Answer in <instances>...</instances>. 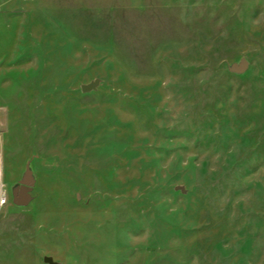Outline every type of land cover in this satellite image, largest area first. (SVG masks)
<instances>
[{"label": "rangeland", "instance_id": "obj_1", "mask_svg": "<svg viewBox=\"0 0 264 264\" xmlns=\"http://www.w3.org/2000/svg\"><path fill=\"white\" fill-rule=\"evenodd\" d=\"M0 264H264V0H0Z\"/></svg>", "mask_w": 264, "mask_h": 264}, {"label": "water", "instance_id": "obj_2", "mask_svg": "<svg viewBox=\"0 0 264 264\" xmlns=\"http://www.w3.org/2000/svg\"><path fill=\"white\" fill-rule=\"evenodd\" d=\"M248 66H249V63L247 62V60L243 59L241 64L235 65L234 68L237 72L242 73V72H245L247 70ZM95 87H96V84H90V85L83 86L82 90L84 92H88V91L93 90ZM18 204L25 205V204H27V201L24 200L22 202H19Z\"/></svg>", "mask_w": 264, "mask_h": 264}, {"label": "built area", "instance_id": "obj_3", "mask_svg": "<svg viewBox=\"0 0 264 264\" xmlns=\"http://www.w3.org/2000/svg\"><path fill=\"white\" fill-rule=\"evenodd\" d=\"M5 202V201H4Z\"/></svg>", "mask_w": 264, "mask_h": 264}]
</instances>
